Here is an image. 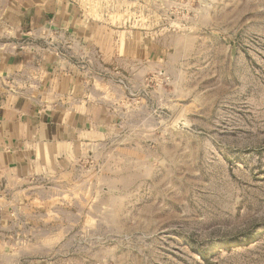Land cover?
<instances>
[{
	"label": "rangeland",
	"instance_id": "rangeland-1",
	"mask_svg": "<svg viewBox=\"0 0 264 264\" xmlns=\"http://www.w3.org/2000/svg\"><path fill=\"white\" fill-rule=\"evenodd\" d=\"M121 4L103 24L146 58L112 125L9 200L0 264H264V0Z\"/></svg>",
	"mask_w": 264,
	"mask_h": 264
},
{
	"label": "crops",
	"instance_id": "crops-1",
	"mask_svg": "<svg viewBox=\"0 0 264 264\" xmlns=\"http://www.w3.org/2000/svg\"><path fill=\"white\" fill-rule=\"evenodd\" d=\"M119 2L134 0L2 1L11 43L0 48L1 224L23 183L46 177L112 125L118 70L147 54L134 32L104 26L105 7Z\"/></svg>",
	"mask_w": 264,
	"mask_h": 264
}]
</instances>
